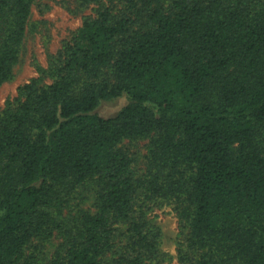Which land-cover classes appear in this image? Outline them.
Here are the masks:
<instances>
[{"label": "trees", "instance_id": "1", "mask_svg": "<svg viewBox=\"0 0 264 264\" xmlns=\"http://www.w3.org/2000/svg\"><path fill=\"white\" fill-rule=\"evenodd\" d=\"M35 1L0 0V87ZM92 3L53 81L0 114V264H147L160 231L142 196L177 204L182 264H264V0ZM138 139L136 178L122 145ZM88 185L93 207L68 209Z\"/></svg>", "mask_w": 264, "mask_h": 264}, {"label": "rangeland", "instance_id": "2", "mask_svg": "<svg viewBox=\"0 0 264 264\" xmlns=\"http://www.w3.org/2000/svg\"><path fill=\"white\" fill-rule=\"evenodd\" d=\"M99 8L100 5L94 3L81 5V0L34 2L20 57L13 68V76L0 87V114L16 102L21 95V89L33 80L40 85L53 81L50 70L58 56L77 34L83 21L89 16H94ZM128 102L125 95L104 100L96 112L101 116L111 117ZM122 146L132 157L131 168L135 177L142 176L146 172L149 139L125 141ZM94 201L93 187L83 186L69 199L68 209H91ZM138 205L144 210L149 224L160 231L158 253L147 264H182L180 249L183 247V236L187 228L178 216L177 204L153 196L144 199L142 196ZM57 243L55 240L54 244L45 250L44 255H41L43 260L50 257Z\"/></svg>", "mask_w": 264, "mask_h": 264}]
</instances>
